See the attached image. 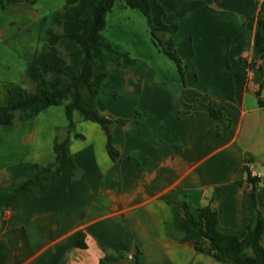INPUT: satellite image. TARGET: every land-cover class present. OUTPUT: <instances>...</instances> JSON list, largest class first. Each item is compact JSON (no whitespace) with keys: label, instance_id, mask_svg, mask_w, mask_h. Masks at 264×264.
I'll list each match as a JSON object with an SVG mask.
<instances>
[{"label":"crops","instance_id":"0c3cea01","mask_svg":"<svg viewBox=\"0 0 264 264\" xmlns=\"http://www.w3.org/2000/svg\"><path fill=\"white\" fill-rule=\"evenodd\" d=\"M90 2L11 0L0 7L1 105L8 92H33L40 75L53 74L61 54L69 78L79 72L76 43L64 37L48 45L46 37L54 12L66 6L57 31L79 32L77 20ZM158 2L163 22L178 25L173 40L186 65L185 81L155 47L147 18L123 2L107 15L103 32L115 51L97 56L95 71H109L97 97L100 113L136 121L111 127L120 160L110 157L98 123L75 114L74 131L67 129L69 101L24 108L18 123L0 114V264H127L137 250L143 264H227L196 251L208 244L193 239L196 226L181 204L197 219L212 197L220 229L241 235L254 213L244 182L246 158L261 176L257 202L264 210V60L255 42L264 0ZM155 17L152 11L153 22ZM116 52L136 63L126 64ZM208 104L224 108L231 120L224 138L218 135L224 125L210 116ZM57 135L70 137L81 177L73 181L62 171L10 201L35 175V164L55 161ZM81 233L85 248L76 245Z\"/></svg>","mask_w":264,"mask_h":264},{"label":"trees","instance_id":"16d2710c","mask_svg":"<svg viewBox=\"0 0 264 264\" xmlns=\"http://www.w3.org/2000/svg\"><path fill=\"white\" fill-rule=\"evenodd\" d=\"M11 0H0V7L5 8V2ZM34 5L37 0H29ZM123 2L127 7L139 10L148 20L150 33L155 47L168 56L176 65L179 75L185 81L186 65L184 60L178 55L173 36L178 31V25H167L163 22L165 16L164 7L158 0H91L88 10L78 18L77 24L80 31L70 35H64L57 31L62 28L65 13L69 7H64L53 14V27L48 30L46 42L48 45H59L64 37L71 38L77 45L76 54L82 57V64L79 72L73 78L67 75V60L61 54L58 58L54 72L51 76L40 75L39 82L33 92L18 90L15 93L8 92L5 105L0 104V114H9L15 122L22 120L21 110L32 108L41 101H46L49 106H59L65 104L66 116L69 120L67 129L74 131L73 116L77 114L80 121H92L98 123L107 139V150L113 161L121 159L119 150L112 140L111 127L115 124L124 126L128 123L136 122L134 119H111L103 116L97 107V97L102 90L103 82L109 76V71L96 72L97 56L105 50L115 51L112 44L105 38L103 32L106 28L107 15L113 10L116 3ZM155 11V22L151 19V13ZM264 11V3L260 5V13L257 20V30L255 42L259 48L260 59L264 60V20L260 18ZM118 56L125 60L126 64L136 63L129 54L116 52ZM120 66L117 65L118 69ZM83 89L87 95L83 94ZM212 118L220 121L224 125L223 134H218L224 138L231 128V120L224 115V108L215 109L211 104L206 105ZM75 138H82L79 134H74ZM55 161L47 165L35 164V175L24 181L12 196L10 201L21 191L31 188L38 180L47 181L59 175L62 171H69L72 180H78L82 175V170L76 166L70 152V137L60 138L56 136L53 145ZM253 160L245 159L244 172L245 184L250 190L254 213L247 219L246 228L241 235L223 232L220 229L218 211L214 207V199L211 197L206 204L199 208L198 218H193L186 204H181L185 217L190 223L196 226L192 237L197 242H207L208 247L203 244L196 246L199 253H212L215 257L225 261L227 264H264V210L257 202V193L260 179L252 178L250 175V165ZM77 247L85 248L86 245L81 233L76 241ZM100 264H110L100 261ZM127 264H143L140 251L137 250L132 261Z\"/></svg>","mask_w":264,"mask_h":264},{"label":"built area","instance_id":"2783aa9c","mask_svg":"<svg viewBox=\"0 0 264 264\" xmlns=\"http://www.w3.org/2000/svg\"><path fill=\"white\" fill-rule=\"evenodd\" d=\"M250 175L252 178L261 179V176L254 171L252 165H250Z\"/></svg>","mask_w":264,"mask_h":264}]
</instances>
